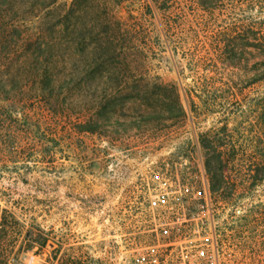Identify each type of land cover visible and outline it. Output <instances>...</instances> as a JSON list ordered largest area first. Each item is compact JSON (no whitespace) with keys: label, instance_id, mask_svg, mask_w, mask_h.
Here are the masks:
<instances>
[{"label":"rangeland","instance_id":"1","mask_svg":"<svg viewBox=\"0 0 264 264\" xmlns=\"http://www.w3.org/2000/svg\"><path fill=\"white\" fill-rule=\"evenodd\" d=\"M73 1L60 0L53 17L34 12L40 14L35 21L17 5L12 19L36 37ZM118 1V18L136 27L138 44L148 47L140 73L176 84L188 116L153 130L139 120H126L125 128L120 121L119 130L132 131L115 139L82 135L76 150L66 137L68 125L54 123L41 103L1 94L0 264H264V180L243 178L264 176L257 165L264 161L258 103L264 83L254 82V49L247 68L199 64L201 42L236 36L230 21L160 28L142 20L150 13L148 0ZM82 5L84 22L92 23L97 8L87 0ZM190 29L199 31L198 39L187 38ZM89 43H83L85 55ZM205 75L233 84L237 97L223 107L201 104L193 88ZM202 136L231 160L224 170L233 189L210 192ZM180 170L198 172L205 197L184 194Z\"/></svg>","mask_w":264,"mask_h":264},{"label":"trees","instance_id":"2","mask_svg":"<svg viewBox=\"0 0 264 264\" xmlns=\"http://www.w3.org/2000/svg\"><path fill=\"white\" fill-rule=\"evenodd\" d=\"M59 1L0 0V95H7V100L41 103L54 123L64 121L68 125L66 137L76 150L82 135L98 134L115 139L132 131L131 127L119 130L115 125L120 121L139 120L152 125L150 130H153L170 121L187 118L176 84L140 73L147 64L148 47L138 44L137 35L140 33L136 27L130 29L118 18L117 8L121 1L87 0L97 8L96 19L87 24L82 12L84 0H74L70 11L59 15L52 28L40 31L36 37L12 19L13 14L16 18L17 5L27 8L24 10L27 16L39 11L40 14L47 12L46 17H53L56 13L53 8ZM148 1L150 13L143 14L142 20L157 21L160 28H169L172 23L184 27L230 21L237 29L236 36L231 41L201 42V46H196L199 64L214 60L223 69L247 68L248 55L253 48L257 59L254 82L264 83V0ZM40 14L35 13L33 21ZM23 22L27 21L23 19ZM189 31L187 38L198 39L199 31ZM86 40L90 41L89 55H85L83 47ZM198 79L193 90L206 107H223L231 97L238 95L233 84L221 78L205 75ZM187 99L196 106L191 94ZM258 103L264 120V95ZM125 125L124 128L129 126ZM201 144L205 151L204 167L210 192L215 195L233 189L224 170L231 160L222 158L223 153L218 152L220 146L215 140L202 136ZM260 161L257 165L263 168L264 161ZM180 172L179 185L183 186L184 194L205 197L198 172ZM243 178L245 183L264 180V176L258 179L251 173ZM246 188V191L250 189Z\"/></svg>","mask_w":264,"mask_h":264}]
</instances>
